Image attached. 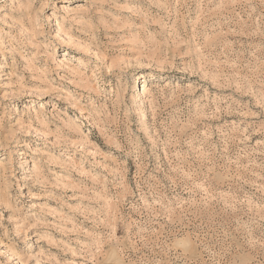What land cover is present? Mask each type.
Wrapping results in <instances>:
<instances>
[{
  "label": "rangeland",
  "instance_id": "1",
  "mask_svg": "<svg viewBox=\"0 0 264 264\" xmlns=\"http://www.w3.org/2000/svg\"><path fill=\"white\" fill-rule=\"evenodd\" d=\"M0 264H264V0H0Z\"/></svg>",
  "mask_w": 264,
  "mask_h": 264
}]
</instances>
